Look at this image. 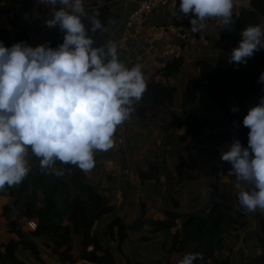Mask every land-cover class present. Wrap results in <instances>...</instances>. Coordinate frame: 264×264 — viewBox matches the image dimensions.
Here are the masks:
<instances>
[{
  "label": "rangeland",
  "instance_id": "374dc122",
  "mask_svg": "<svg viewBox=\"0 0 264 264\" xmlns=\"http://www.w3.org/2000/svg\"><path fill=\"white\" fill-rule=\"evenodd\" d=\"M93 1L95 0H84L85 8L98 18L100 10L91 7ZM96 1L101 2V0ZM257 3L264 4L262 1L242 0L241 4L243 5L239 9L235 8L233 13L236 16H245L248 12L254 11L255 19L262 22L264 12L259 9ZM42 4L40 0H0V29L12 27L11 22H17L23 16L29 18L28 21L34 22L36 25L31 30L36 34V37L32 35L31 39V31L28 33L29 44L33 46L40 43L53 45L52 43L58 40L62 42L63 32L57 33L55 27L50 28L45 23L56 6L50 5L44 9ZM11 6L14 7V10L10 9ZM261 24L264 25V22ZM57 28L59 29V27ZM11 29H7L10 35L9 41L15 42L11 37V31L16 36L19 28ZM125 29L126 26L120 42L125 36ZM220 29H222V21L220 18H215L204 32L199 33L198 36H191L184 46L182 56L185 59L179 68L178 75L169 79V81L172 80L170 85L177 88L172 109L176 108L174 111L178 114L183 113L182 110L187 111L182 114L183 117L192 112L202 115L203 113H199L200 109L214 105L206 99L207 96L202 91L197 101L186 103L185 107H182V98L187 80L201 75L204 65L199 63L200 60L206 62V67H208L215 66L214 63L221 57L223 59L227 54L228 57L230 56L233 44L228 45L231 41L230 38L220 39V35H216L220 34ZM143 33L149 34L148 31L140 33L137 26L134 38L131 39L127 47H121L119 42V56L122 58H120L121 60L128 59L126 64L129 66L132 64L131 61L143 66V62L147 58L160 59L161 66L154 70L151 68L144 70V72L148 71L151 76L155 75V79L150 78L158 82L163 79L162 73L165 68L163 63H167L163 57L166 40L156 37L152 40L150 37H145ZM195 37L196 42L194 43ZM189 56L192 57L189 58ZM150 60L152 59H148L146 62ZM255 60L260 59L256 57ZM194 61H196L195 66ZM219 107L221 109L223 107L224 110V104H219ZM141 108L140 100L134 105V111L130 118L117 127L113 146L106 151L95 152L94 167L90 171H83L79 182L83 185L93 186L95 191L104 197L103 202L114 207L111 213L94 222L90 232L92 235H98L100 243L108 250L117 264H157L159 260L163 264H167L168 261L175 262V254L172 255L169 252L174 241L172 234L177 229L181 232L182 223L186 220L187 214H197L208 210L212 205L213 198L225 190L224 200L232 207L233 216L240 217L238 209L242 206L238 201L237 184L246 188L251 185L235 180L233 174L229 173L232 167L230 162L221 160L222 149L232 141V135L238 129L237 125L233 126L232 124L228 129L226 128L225 124L230 120L228 114V116L225 114L222 119H216L213 114L209 117L204 115L211 119L208 128L198 136L188 137L184 141L181 140V136L185 132L184 128H166V125L172 120L171 112L167 106L155 110L148 109L144 113ZM181 156H184L187 164L192 166V168L183 167L182 174L179 171ZM74 172H76L75 169L68 175L70 185H72ZM143 174L151 177H144ZM14 186L16 188L15 195L10 196L9 201L6 198L12 208L11 219L26 216L29 203H34L37 208L43 206V194L40 190L38 197L33 198L31 191L23 194L18 191L20 184ZM71 191L79 197L78 201H81V207L89 209L90 205L91 211L96 213L97 207L90 203L88 205V194L73 187H71ZM168 210L179 214L177 225L167 232L153 231L155 221L167 218L165 212ZM86 211L89 213L87 209ZM116 218L126 225V233L119 234L117 226H114L113 230L111 229L109 223ZM11 219L8 221L10 222ZM240 220L241 224L236 229L231 228L223 234L224 247L216 253L218 261H228L227 264H264V212L259 209L255 212L245 210L244 217ZM68 223L70 220L68 216H65L63 225ZM37 224V218H32L28 223L29 229H27L28 236L26 238L29 242L37 244L41 259H38L28 248L27 251H17L16 255L19 259L26 264H71L53 261L52 258L55 257L58 261L60 257L52 253L50 239L48 238L49 243L46 245L42 237H35L32 234ZM122 235L124 236L122 237ZM72 243L82 252L84 242L75 229H72ZM92 247H88L87 250H91ZM189 247L191 249L187 251H193L194 243L190 242ZM185 254H181L180 259ZM79 261L75 264L87 263L85 260Z\"/></svg>",
  "mask_w": 264,
  "mask_h": 264
},
{
  "label": "clouds",
  "instance_id": "9594fccd",
  "mask_svg": "<svg viewBox=\"0 0 264 264\" xmlns=\"http://www.w3.org/2000/svg\"><path fill=\"white\" fill-rule=\"evenodd\" d=\"M40 2L56 6L45 23L59 27L64 34L61 43L53 47L18 41L9 46L0 40V189L19 184L29 174V152L39 158L42 170L57 176L63 169L54 167L56 161L90 171L95 152L113 146L117 127L130 118L147 89L142 65L121 60L115 41L96 45L94 34L103 25L95 15L88 16L84 0ZM239 3L179 0V12L193 14L195 33L210 18L231 25ZM261 48L264 25L249 24L229 62L246 63ZM259 82L264 83V72ZM243 125L249 129L247 146L233 139L222 149L221 160L230 162L229 173L238 181L251 185L237 184L239 204L248 212H264V97L247 111ZM202 258V253L188 252L179 264H195Z\"/></svg>",
  "mask_w": 264,
  "mask_h": 264
},
{
  "label": "trees",
  "instance_id": "16d2710c",
  "mask_svg": "<svg viewBox=\"0 0 264 264\" xmlns=\"http://www.w3.org/2000/svg\"><path fill=\"white\" fill-rule=\"evenodd\" d=\"M49 6L50 4L45 7L47 8ZM257 6L264 12V4H258ZM10 9L14 10V7L11 6ZM176 9L179 10V0L177 1ZM253 14H255L254 11L248 12L245 16H236V14H233L232 24L222 26L223 36L232 38L233 48L238 45L240 33L245 27L249 24H260ZM98 19H100L104 29L113 19V15L105 8L102 15L98 16ZM262 22H264V18ZM85 23L87 27H90L88 19H85ZM11 24L13 28H19L16 34V42L26 41L30 43L28 33L36 27L34 22H30L21 16L17 22L12 21ZM180 24L182 23L176 22V25ZM55 28L57 29V33L62 32L57 27ZM102 30H97L94 35L96 36ZM9 38L8 30L5 28L0 29V40L6 45L11 46L15 42L12 40L9 41ZM59 43H61L60 40L53 42L51 46L55 47ZM256 57L264 60V48L256 51L253 56L248 58L246 63L237 64L234 62V65L231 67L226 66L227 64L220 63L219 60L214 63L215 66L210 65L206 67L207 63L200 60L199 63L204 65L201 75L200 77L197 76L187 80L182 98V107H185L186 103L197 101L201 91L206 94L209 101L223 102L224 112L230 116L231 123L240 124L237 132L232 136V140L239 138L244 146H247L249 129L243 125V118L250 107L256 105L260 101V98L264 97V83L260 82V84H257L254 80L251 82V79H248L249 77L253 79L250 74L254 69L253 65H249L248 63ZM184 59V56H180L166 64L162 74L167 82H157L154 80L155 75L151 76L148 71L145 72L147 76V89L141 99V110L144 113L148 109L155 110L167 106L171 112L172 120L166 125V128H184L185 132L181 136V140L185 141L188 137H196L205 131L211 119L194 112L188 113L186 117H183L182 114H185L187 111L183 110V113L178 114L172 109V105L175 102L174 94L177 88L176 86L170 85L169 79L178 75L179 68L184 62ZM245 76H248V78ZM255 86H260V88L256 90ZM231 95L232 98H230ZM29 164L30 172L19 183L18 191L22 194L31 191L33 198L38 197L39 190L43 194L42 207L37 208L34 203L27 204L26 216L37 218L38 220L37 228L32 234L36 237H48L52 243V253L59 256L63 263L69 262L75 264L80 262L79 260H85L87 262L86 264H117L108 250L100 243L98 235H92L90 232L94 222L101 219L104 215L111 213L114 207L112 205H106L103 202L104 197L98 194L93 186L90 184L83 185L79 182V177L83 175V170L77 165L70 163L64 164L56 161L54 167L58 170L63 169V175L57 176L54 172L47 169L42 170L39 159L37 162L30 161ZM183 167L192 168L191 165L187 164L186 158L181 156V164L179 167L181 174ZM73 169L76 172L72 176V185H70L68 175ZM143 176L151 177L150 175L144 174ZM233 178L237 180L234 174ZM71 187L88 194L90 201H88V205L89 203L95 205L97 207L96 213L91 211L90 205L89 209L87 207H81V201H78L79 197L75 195V192L71 191ZM5 191H8L9 196H14L16 193L13 185H5L3 189H0V193H5ZM225 193L226 191L222 190L217 196L219 198H213L212 205L209 206L208 210L197 214H187L186 220L182 223L181 232L177 229L172 234L174 241L169 252L172 255L175 254V262L168 261L167 264H179L180 255L188 253L189 251L187 250L191 249V246L189 247L190 242L194 243V249L191 252H199L203 256L202 259H197L195 264L228 263V261L219 262L216 253L224 247L223 234L231 228L236 229L241 224L240 219L244 217L245 210L243 207H240L238 209V215L240 217H234L232 207L224 200ZM59 204L62 207L58 206ZM165 213L168 217L163 220H156L154 223L155 226L152 229L153 231L157 233L162 231L167 232L177 225L179 214L172 210H168ZM65 216H68L70 223L63 225ZM109 226L112 230L114 226H117L119 234L126 233L127 227L119 218L109 223ZM72 229H75L82 237L84 242L82 252L72 243ZM11 231L17 233L20 237V243L30 249L38 259H41L39 251L36 245H33L32 241L29 242L26 237H23L17 227H12ZM13 245L14 243L11 242L5 246L4 252L0 251V264H26L15 254ZM90 246H93L92 249L87 250ZM158 263L163 264L160 260L157 261Z\"/></svg>",
  "mask_w": 264,
  "mask_h": 264
},
{
  "label": "crops",
  "instance_id": "0c3cea01",
  "mask_svg": "<svg viewBox=\"0 0 264 264\" xmlns=\"http://www.w3.org/2000/svg\"><path fill=\"white\" fill-rule=\"evenodd\" d=\"M137 1H139V0H106V2H105V0H104V2H102V0H101V2L95 0V1L91 2V7L98 8L100 10L99 15H102L105 8L108 9L110 11V13L113 15V19L107 24V26L101 32H99L96 36H94L96 45L100 44V40H101L102 44H107L108 41H115L118 45V43L120 42V39L122 38V36L124 34L123 33L124 27L128 21L129 15L137 8ZM257 4H259V3H257ZM45 6H46V4L43 3L42 7L44 9H45ZM176 7L177 6L175 5V7H174V4H173L171 6H168V7H165V8H162V9H159L157 11L152 12L149 16L145 17L143 19L142 23H140V25L138 26L139 32L141 33V31H148L149 34L143 33L145 37H150L152 40H154V37H156L157 39H160L158 37V35L156 34L155 29H154L156 25L168 26V25H176V22H181V23L190 22L193 14L184 15V14L180 13L179 10L176 9ZM86 11L88 13V16L94 15V14L90 13L89 10H86ZM86 18H88V17L86 16L85 19ZM26 19L28 20L29 18L26 17ZM259 23L261 24L262 22H259ZM8 26H10V25H8ZM4 27H6V26H4ZM207 27H205L200 33L204 32ZM6 28L8 30H12L11 28H13V27H6ZM32 35H35V37H36V34L33 31L30 32V37ZM216 35H220V37H219L220 39L221 38H224V39L230 38L231 41L229 42L228 45L233 44V40L231 37L223 36L222 29H220V34L218 33ZM11 37L16 42V36L13 35L12 31H11ZM31 39H32V37H31ZM195 42H196V37H195L194 43ZM165 46H167V44ZM189 47H191V46H189ZM189 47H187V48H189ZM192 56L194 57V55H192ZM192 56H189V58ZM229 57L227 54L223 57V59H221L222 58L221 57L218 60L220 63L227 64L226 66L231 67L232 65H234V62L230 63ZM148 59H152L153 61L150 60V61L146 62ZM127 60L128 59H124L123 61L126 63ZM131 62H132L131 65L136 63L135 61H131ZM195 63H196V61H194V66H195ZM143 64H144L142 66L143 72L147 68H151L152 70H154V69L158 68L159 66H161L160 59H156V58H147L143 62ZM248 64L253 65V67H254L252 73L250 74L253 77V79L250 77L248 78V76H245V77L248 79H251V82L254 80L255 83L260 84L259 77H260L261 73L264 72V60H255V58H254ZM144 74H145V72H144ZM146 77L147 76L145 75V78ZM158 81L159 82H167V80L164 79V77L162 80H158ZM169 82H172V80ZM259 88H260V86H255L256 90ZM230 98H232V95L230 96ZM209 102H211V101H209ZM211 103H213L214 105L208 106L205 109H200L199 113L201 112V113H203L202 114L203 116L205 115L207 117L212 116V114H213L214 116H216V119L224 118L223 116L225 115V112L223 110V107H222V109L219 107V104H224V103L219 102V101L211 102ZM174 110H176V108H174ZM181 110H182V108H181ZM181 110H179V111H181ZM224 121L227 122V120H225V119H224ZM228 121H229V123L227 122L225 124L227 129L230 127L229 125H231V124L233 126L237 125L236 128H238L240 126V124L231 123L230 120H228ZM236 132H237V130H236ZM38 159H39L38 157L33 155L31 152H29V155H28V161L29 162H30V160H32L33 162H37ZM13 187L16 191V188L14 185H13ZM6 198L9 201L10 196L8 194V191H5V193H0V251L4 252L5 246L12 242V243H14L13 248L15 249L14 252L16 254L18 250L19 251H21V250L25 251L27 248L22 243H20V237L18 236L17 233L12 232L11 228L17 227L19 229V231L21 232L22 236L27 237L28 236V230L27 229H29L28 223L31 222V218L28 216H22L21 218L20 217H18V218L13 217L11 219L12 208L9 205ZM9 219H11L10 222L8 221ZM42 240H44L46 245L49 243L48 237H42ZM14 241L17 243H15ZM34 244L37 247V244L33 243V245ZM52 259L55 262L61 261V259L57 261V259L55 257ZM57 264H59V263H57Z\"/></svg>",
  "mask_w": 264,
  "mask_h": 264
},
{
  "label": "built area",
  "instance_id": "2783aa9c",
  "mask_svg": "<svg viewBox=\"0 0 264 264\" xmlns=\"http://www.w3.org/2000/svg\"><path fill=\"white\" fill-rule=\"evenodd\" d=\"M177 0H139L137 8L129 15L126 24L125 36L120 42L121 47H127L131 39L134 38L137 26L145 18L144 16L151 14L159 9L176 5ZM242 0H240L239 6ZM215 18H210L205 21V27L211 24ZM204 27V28H205ZM203 28V29H204ZM203 29L198 32L191 31V23L181 25H158L155 27V31L159 37L166 40V49L163 53L164 61L175 59L179 57L184 50L186 41L191 37L199 34Z\"/></svg>",
  "mask_w": 264,
  "mask_h": 264
}]
</instances>
